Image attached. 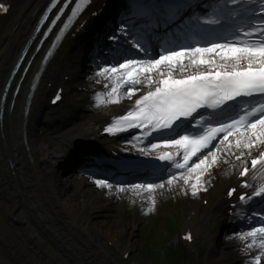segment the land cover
Segmentation results:
<instances>
[{
	"label": "bare ground",
	"instance_id": "1",
	"mask_svg": "<svg viewBox=\"0 0 264 264\" xmlns=\"http://www.w3.org/2000/svg\"><path fill=\"white\" fill-rule=\"evenodd\" d=\"M41 3L42 0H19L17 13L4 20L0 27V98L14 60L24 46L26 34L34 26L33 21L39 14ZM73 58L77 59V56ZM186 60L185 64H162L159 68L146 70L140 75L139 84L153 88L162 84V78H174L190 69L202 67L194 65L190 58ZM252 60L243 54L232 61L221 56L216 58V62L229 66ZM60 65L58 61L53 64L50 70L52 75L64 67ZM24 89L26 94L25 86ZM25 94L19 109L14 110L18 114L6 112L0 127V264H114L112 257L95 245L100 243V228L89 226L85 216V208L94 203L88 202L84 206L74 200V195L63 199L56 195V187L63 180H60L55 170L45 165V161L62 154V150H56L52 145L35 143L33 126L41 111L40 107L31 108L28 116H23ZM127 99L115 101L109 108L103 109L94 121L79 123L74 129H68L71 136L68 134L67 137L72 138L71 144L75 138H84L99 130L100 124L96 120L109 118L130 107ZM243 143L244 140L239 141V144ZM22 148L23 151L27 148V151L23 152ZM220 155L221 160L213 162L210 167L218 176L207 195H212L228 183L231 177L228 172L237 163L228 162L232 161V154L222 151ZM225 167L228 175L223 170ZM81 180L82 185L88 184L83 178ZM96 193L94 189L93 194ZM57 203H60V207ZM52 205L53 209L49 211ZM63 225H74L75 228L61 231L59 227Z\"/></svg>",
	"mask_w": 264,
	"mask_h": 264
},
{
	"label": "rangeland",
	"instance_id": "2",
	"mask_svg": "<svg viewBox=\"0 0 264 264\" xmlns=\"http://www.w3.org/2000/svg\"><path fill=\"white\" fill-rule=\"evenodd\" d=\"M37 133V131L34 133L35 136ZM36 140L39 144L47 143L45 142L46 139H43L42 137H37ZM206 172L208 173L207 175L212 174L211 170L209 171L206 169ZM195 175H199V173L197 174L195 172ZM203 176H205L204 172ZM214 176L215 175L211 177L209 176V181H211ZM182 182L185 184L184 180ZM194 182V178H192L189 185L193 186L195 184ZM81 183L82 180L80 178H71L70 180L66 181L64 180V182L58 184L57 187L59 196L61 199H63L66 196L74 195V200L79 201L80 203L84 204V206L87 205L88 202L94 203L88 204L87 208H85V216L89 221V226H97L100 228V235L102 238L107 237L101 242L104 245H106V240H108L109 237H120L122 239L120 246H122L124 251L129 250L132 252L130 260L134 261L136 264H147L146 260H148V258L143 255L142 244L144 239L143 236L145 233H147L148 228H150L151 234H153L154 238L157 240V238H160V236L165 231L162 230L161 232L159 227H162L163 225V228L166 227V224H160L161 222H151L150 217L147 216V212L149 211L153 212L155 217L159 216V218H162L166 212H169V210L165 207L168 204L172 205V207L177 210L176 215L179 217L177 218L175 229L176 231H179L184 227V216L186 215L187 209L192 208L196 210L197 214L193 221L195 228H198L199 226L202 228L199 234L205 230H208V226H206L197 212L198 191L188 195L185 192V187L181 182H176L174 185H162L157 189L155 188L154 192L156 194V199L160 198L161 190L164 189L165 191L161 198L163 201L162 209H158L159 205H157L156 209H152V205L144 203V196H141V194L138 193L131 194L130 192L124 194L125 190H117V192L114 193L113 191L107 189L105 190L104 188H93L88 184L81 186ZM94 189L97 191L96 194H93ZM173 190L175 193L172 192ZM151 195L152 194L149 195V199H152ZM146 205L151 207L149 211ZM139 208L141 211L146 208L145 214L141 215V211L138 212ZM197 237L200 239L199 241L202 245L204 242L202 239L203 237L198 235ZM98 238L102 239L101 237ZM157 242L158 246L160 247V245H162V241L160 240L159 242V240H157ZM171 242H175V239L172 238L170 243ZM182 248H184L183 254H181L183 257L182 264H200V258H198V256L194 254L190 255V252L184 246H182Z\"/></svg>",
	"mask_w": 264,
	"mask_h": 264
}]
</instances>
